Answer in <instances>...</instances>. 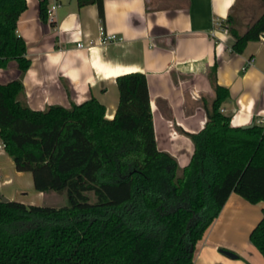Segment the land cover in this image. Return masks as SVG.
Wrapping results in <instances>:
<instances>
[{
	"label": "trees",
	"instance_id": "obj_1",
	"mask_svg": "<svg viewBox=\"0 0 264 264\" xmlns=\"http://www.w3.org/2000/svg\"><path fill=\"white\" fill-rule=\"evenodd\" d=\"M94 2L101 13L102 0ZM24 0H0V68L18 78L0 84V141L39 192L64 191L62 206L0 200V264H192L195 243L234 192L264 202V125L234 127L219 112L226 87L213 82L206 122L190 134L182 168L158 151L143 73L118 75L113 117L94 97L69 107L31 109L21 77L29 60L15 33ZM46 0L38 16L45 21ZM240 53L264 34V10L246 31L228 27ZM264 259V206L248 233Z\"/></svg>",
	"mask_w": 264,
	"mask_h": 264
},
{
	"label": "crops",
	"instance_id": "obj_2",
	"mask_svg": "<svg viewBox=\"0 0 264 264\" xmlns=\"http://www.w3.org/2000/svg\"><path fill=\"white\" fill-rule=\"evenodd\" d=\"M39 1L24 0L15 28L29 60L21 85L31 109L69 107L94 97L110 119L118 103L114 78L143 73L155 147L179 168L193 152L189 135L206 122L212 80L227 89L219 109L231 126L264 125V34L237 53L228 30L244 33L264 10V0H102V14L94 2L60 0L45 21L38 16ZM107 33L115 37L106 40ZM19 75L9 60L0 68V84ZM0 195L46 206L48 191H36L31 173L16 170L0 149ZM263 206L230 192L196 241L192 264H264L252 243L237 240L240 231L249 233ZM220 248L236 257L228 258Z\"/></svg>",
	"mask_w": 264,
	"mask_h": 264
},
{
	"label": "rangeland",
	"instance_id": "obj_3",
	"mask_svg": "<svg viewBox=\"0 0 264 264\" xmlns=\"http://www.w3.org/2000/svg\"><path fill=\"white\" fill-rule=\"evenodd\" d=\"M47 205L51 206H62L63 204L67 203V199L65 196L64 191H48V197H47ZM248 232L240 231L237 240L243 244V245H251V243L248 241ZM254 250H256L254 248ZM257 252V251H256Z\"/></svg>",
	"mask_w": 264,
	"mask_h": 264
},
{
	"label": "built area",
	"instance_id": "obj_4",
	"mask_svg": "<svg viewBox=\"0 0 264 264\" xmlns=\"http://www.w3.org/2000/svg\"><path fill=\"white\" fill-rule=\"evenodd\" d=\"M60 0H46V7H45V18L49 19L52 15L53 11L57 8V6L60 4ZM216 25H219V23H216ZM114 34L107 33L105 35L106 40L114 38ZM76 47H83V44L80 42H76ZM247 62H250V60H247ZM219 112H222V109H219ZM0 149H3V144L0 141Z\"/></svg>",
	"mask_w": 264,
	"mask_h": 264
},
{
	"label": "water",
	"instance_id": "obj_5",
	"mask_svg": "<svg viewBox=\"0 0 264 264\" xmlns=\"http://www.w3.org/2000/svg\"><path fill=\"white\" fill-rule=\"evenodd\" d=\"M248 125H251V124H248ZM0 200L1 201H4V202H7L8 199L2 195H0ZM219 252H221L222 254H224L225 256H227L228 258H235L236 257V254H234L232 251L230 250H225L223 248H220L219 249Z\"/></svg>",
	"mask_w": 264,
	"mask_h": 264
}]
</instances>
